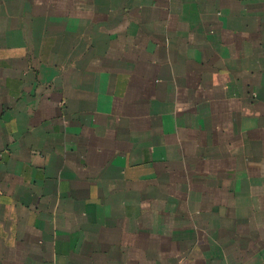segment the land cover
<instances>
[{
    "label": "crops",
    "instance_id": "0c3cea01",
    "mask_svg": "<svg viewBox=\"0 0 264 264\" xmlns=\"http://www.w3.org/2000/svg\"><path fill=\"white\" fill-rule=\"evenodd\" d=\"M0 264H264V0H0Z\"/></svg>",
    "mask_w": 264,
    "mask_h": 264
}]
</instances>
